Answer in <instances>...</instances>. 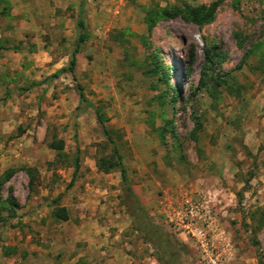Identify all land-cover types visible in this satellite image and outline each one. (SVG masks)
Returning a JSON list of instances; mask_svg holds the SVG:
<instances>
[{
    "label": "rangeland",
    "instance_id": "374dc122",
    "mask_svg": "<svg viewBox=\"0 0 264 264\" xmlns=\"http://www.w3.org/2000/svg\"><path fill=\"white\" fill-rule=\"evenodd\" d=\"M81 1L88 39L75 81L53 78L75 44ZM212 1L0 0V204L15 203L10 217L0 210V264H200L172 224L188 204L198 227L210 222L224 264H264V0H221L201 26L173 16L147 31L144 22L146 11ZM154 56L175 89L172 106L145 73ZM76 84L173 246L172 263L139 232L143 219L118 171L97 169L111 145ZM52 139L62 141L60 155ZM56 208L65 221L52 217Z\"/></svg>",
    "mask_w": 264,
    "mask_h": 264
},
{
    "label": "trees",
    "instance_id": "16d2710c",
    "mask_svg": "<svg viewBox=\"0 0 264 264\" xmlns=\"http://www.w3.org/2000/svg\"><path fill=\"white\" fill-rule=\"evenodd\" d=\"M221 3V0H214L207 6L200 5L196 7H192L189 5H183L182 7H174L170 10L161 9L156 11H146L144 14V22L147 25V31L150 30L151 27L158 20L171 18L173 16H179L181 20L192 23L196 26H201L202 24H206L211 21L212 15L217 8V6ZM82 1L79 5L78 17L76 20V28H77V36L75 39V44L71 50L69 60L67 65L64 68L57 70L51 77L56 78L57 76L67 73L71 77L72 81H75L74 69L76 63V55L79 53L81 47L84 45L86 40L88 39V33L85 28L84 18L82 16ZM155 58V56H154ZM208 61V56H206ZM145 73L150 77L155 78L156 83H162L164 85V89L162 90L159 101L163 103V105H173L176 97V92L174 88H171L168 85V71L160 64V62L155 58L151 62L146 63ZM204 72H202V75ZM214 85H224L226 86V81L220 80L218 77L211 78ZM203 84V80L201 78L200 85ZM37 85L34 83L29 84L28 86L22 88L21 90H29L31 86ZM78 99L81 104H83L86 108H91L96 122L101 126L102 133L107 140V142L111 145V154L108 160H100L97 164V169L101 172L107 173L110 169H116L119 173L120 182L122 186V190L124 194L132 201L134 204L135 210L139 213L137 215L141 216L143 219L144 226H140L138 229L141 234L143 233V238L148 239L153 243L155 248L159 251V259H163L166 263H172V259L175 257V252L173 246L168 242L167 237L161 234L157 227L151 222L149 217L146 215L144 209L140 205L137 197L133 194L132 189L129 185V180L126 175L125 168L122 163V157L118 152L117 146L112 141L110 133L106 126L104 125V120L99 113V111L93 107L92 104L88 102L86 97L83 94L81 86L78 84L75 85ZM228 88V86H226ZM165 97L167 99H165ZM231 122V126L236 132H239V128ZM165 124H167V129L169 136L172 140H176V136L172 129V122L170 120H166ZM195 129H198V121L194 118ZM235 125V126H234ZM194 137V134H192ZM160 138H163L162 135ZM62 141L52 139L48 144V148L54 151L57 155H60L62 151ZM6 178L8 176H5ZM8 205V208L5 207ZM15 206V203L8 199L4 203L0 204V210L6 209L10 214L9 217L13 215L12 207ZM131 216H134L131 214ZM52 217L58 221H65L66 214L63 208H56V210L52 213ZM0 221H3L0 217ZM175 259V258H174Z\"/></svg>",
    "mask_w": 264,
    "mask_h": 264
},
{
    "label": "built area",
    "instance_id": "2783aa9c",
    "mask_svg": "<svg viewBox=\"0 0 264 264\" xmlns=\"http://www.w3.org/2000/svg\"><path fill=\"white\" fill-rule=\"evenodd\" d=\"M198 212L196 206L186 205L172 222L173 228L180 232L184 240L191 243L198 254L200 264H224L222 247L213 235L210 222L202 220L203 225L197 226L200 219Z\"/></svg>",
    "mask_w": 264,
    "mask_h": 264
}]
</instances>
